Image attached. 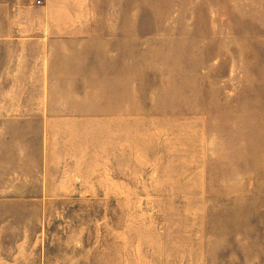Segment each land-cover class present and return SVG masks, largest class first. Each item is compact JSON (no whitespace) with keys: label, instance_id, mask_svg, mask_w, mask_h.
<instances>
[{"label":"rangeland","instance_id":"rangeland-1","mask_svg":"<svg viewBox=\"0 0 264 264\" xmlns=\"http://www.w3.org/2000/svg\"><path fill=\"white\" fill-rule=\"evenodd\" d=\"M90 2L122 38V202L0 205V264H264V0Z\"/></svg>","mask_w":264,"mask_h":264},{"label":"crops","instance_id":"crops-1","mask_svg":"<svg viewBox=\"0 0 264 264\" xmlns=\"http://www.w3.org/2000/svg\"><path fill=\"white\" fill-rule=\"evenodd\" d=\"M117 28L90 0H0V205L122 202Z\"/></svg>","mask_w":264,"mask_h":264},{"label":"built area","instance_id":"built-area-1","mask_svg":"<svg viewBox=\"0 0 264 264\" xmlns=\"http://www.w3.org/2000/svg\"><path fill=\"white\" fill-rule=\"evenodd\" d=\"M30 1L34 6H41L44 3V0H30Z\"/></svg>","mask_w":264,"mask_h":264}]
</instances>
